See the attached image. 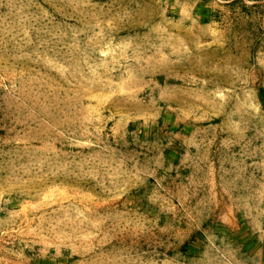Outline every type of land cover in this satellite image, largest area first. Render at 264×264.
<instances>
[{"label":"rangeland","instance_id":"rangeland-1","mask_svg":"<svg viewBox=\"0 0 264 264\" xmlns=\"http://www.w3.org/2000/svg\"><path fill=\"white\" fill-rule=\"evenodd\" d=\"M0 264H264V0H0Z\"/></svg>","mask_w":264,"mask_h":264}]
</instances>
